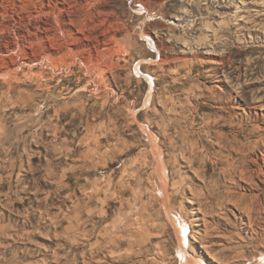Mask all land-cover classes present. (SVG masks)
<instances>
[{
  "label": "rangeland",
  "instance_id": "obj_1",
  "mask_svg": "<svg viewBox=\"0 0 264 264\" xmlns=\"http://www.w3.org/2000/svg\"><path fill=\"white\" fill-rule=\"evenodd\" d=\"M97 6L82 40L122 47L100 93L75 65L0 104V264H264V0Z\"/></svg>",
  "mask_w": 264,
  "mask_h": 264
},
{
  "label": "bare ground",
  "instance_id": "obj_2",
  "mask_svg": "<svg viewBox=\"0 0 264 264\" xmlns=\"http://www.w3.org/2000/svg\"><path fill=\"white\" fill-rule=\"evenodd\" d=\"M101 1L0 0V104L4 97L16 90L18 84L27 81H46L48 83L59 72L64 69L70 70L75 65L83 68L84 73L89 77V84L92 83L95 86L94 91H92L100 93V87L106 82L109 71L120 64L119 61L114 60L115 54L122 51V47L117 41L110 40L107 43L101 39L92 41L87 40L86 35V41L82 40L84 37L82 38L81 35L85 34L83 26L89 19H95L98 25L104 24L106 21L114 24V19L110 18V12L97 6ZM143 8L147 9L144 6ZM24 16L28 18V22L22 23L25 21L22 20ZM112 34L115 38L116 33ZM144 36L148 37L151 42L153 41L162 62L180 58L175 55L172 58L170 53L165 51L162 41L155 40L150 33L146 32ZM191 54L190 60L185 59L187 65L199 60L197 51H193ZM210 61L222 64L225 58L222 56L211 57ZM152 88L151 83V90ZM19 94L22 95L23 92L19 91ZM20 98L24 99L22 96ZM1 116L2 112H0V121L5 123ZM2 128L4 126H0V129ZM155 138L153 140H156ZM246 173L245 170L242 171V175ZM167 179L166 176V192ZM175 226L182 245L180 253L182 258L189 262L185 250L189 237L187 235L188 230L181 221L179 225L176 224ZM123 244L130 243H106L104 245L95 243L91 247L90 254L95 257L100 255L103 248L106 249L111 246L117 248ZM85 253H87L86 250L79 251L75 257H80ZM194 263L206 264L201 258L194 260ZM95 264H105V260H96Z\"/></svg>",
  "mask_w": 264,
  "mask_h": 264
}]
</instances>
